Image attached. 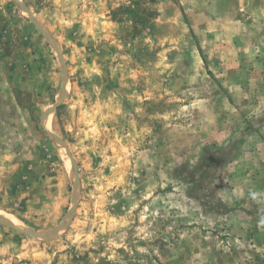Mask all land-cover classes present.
Returning <instances> with one entry per match:
<instances>
[{
    "label": "rangeland",
    "instance_id": "obj_1",
    "mask_svg": "<svg viewBox=\"0 0 264 264\" xmlns=\"http://www.w3.org/2000/svg\"><path fill=\"white\" fill-rule=\"evenodd\" d=\"M0 264H264V0H0Z\"/></svg>",
    "mask_w": 264,
    "mask_h": 264
}]
</instances>
